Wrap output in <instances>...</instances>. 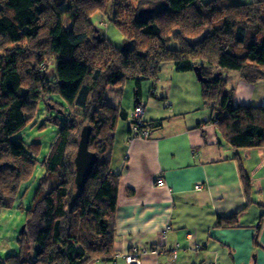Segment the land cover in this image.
I'll list each match as a JSON object with an SVG mask.
<instances>
[{
	"label": "trees",
	"instance_id": "1",
	"mask_svg": "<svg viewBox=\"0 0 264 264\" xmlns=\"http://www.w3.org/2000/svg\"><path fill=\"white\" fill-rule=\"evenodd\" d=\"M222 2L0 0L1 205L17 194L37 164L35 154L12 138L31 119L37 101L59 94L70 109L41 162L53 183L41 187L45 181H40L25 208L21 249L0 258V264L114 260L119 180L110 163L115 131L120 121H131L133 128L138 121L122 107L106 105L112 85L123 88L130 82L140 97L142 82L156 79L164 63L176 72L196 67L207 79L199 82L200 95L226 143L234 150L264 147V106L234 104L225 76L233 71L249 83L264 80V0ZM98 12L112 15L124 35L122 49L94 28L90 17ZM65 16L70 27L63 25ZM162 123L161 118L142 122L138 130L160 129ZM85 125L91 127L88 146L97 161L79 192L72 157ZM234 220L219 217L216 226L231 227Z\"/></svg>",
	"mask_w": 264,
	"mask_h": 264
},
{
	"label": "crops",
	"instance_id": "2",
	"mask_svg": "<svg viewBox=\"0 0 264 264\" xmlns=\"http://www.w3.org/2000/svg\"><path fill=\"white\" fill-rule=\"evenodd\" d=\"M225 76L234 104L264 106V80ZM129 85L124 96L125 84L109 87L106 105L122 107L131 119L139 106L140 121L163 123L146 129L147 137L126 121L118 124L110 163L119 180L115 257L89 264H127L124 256L134 250H148L139 264H264V147L234 150L226 143L195 72H176L169 62L146 93L141 84L140 97ZM145 97L158 114L147 113ZM232 216L234 226H216L219 217Z\"/></svg>",
	"mask_w": 264,
	"mask_h": 264
},
{
	"label": "rangeland",
	"instance_id": "3",
	"mask_svg": "<svg viewBox=\"0 0 264 264\" xmlns=\"http://www.w3.org/2000/svg\"><path fill=\"white\" fill-rule=\"evenodd\" d=\"M200 1L204 2L210 0ZM222 1V3H225L227 1L226 3L230 5L231 3L236 4L239 2L248 4L256 2L258 0ZM155 5H157V3H155ZM90 19L94 25V28L100 30L107 41L111 42L117 48L122 49L124 45V35L114 24L111 14H103L102 12H98L93 14ZM70 23L71 20L67 16H65L63 18V25L65 27H70ZM148 81L151 82V80H147V82ZM147 82H142V86L145 89L144 93L147 92ZM129 83H126L122 90L123 96L131 90V86L129 85ZM128 86L130 87V89H128ZM110 87L114 86L112 85ZM50 97L51 101L45 100V98L37 101V104L31 111V119H29L27 124L23 128H21L19 132L12 136L13 140L19 141L28 152L33 153L32 155L35 154L37 164L35 166V169L33 170V174L30 178L25 180L24 183H22V186L20 187L17 194L12 198H3V202L5 205H0V258H4L9 255H15L17 251H20L21 247L19 239H21V228L25 225L26 221L25 208H29V206L33 202L35 196L34 194L40 186V181H45L41 187L45 185L47 186L48 184L51 185L53 183L52 173L45 171L41 166V162L52 150V147L54 146V143L56 142L58 137L57 134L60 128L66 122L70 109L68 107V104H66V102L60 97L59 94L51 95ZM145 99L146 97L142 102L143 106H147L148 101L150 100V103L146 108L147 113L152 112V114L156 115L159 113V111H161V109L158 110V108H153L152 104L154 103V100H152V98L148 100ZM140 113H136L135 111V113H133V118H135L139 122V124H142V121L138 119ZM125 121L129 123V125L131 124V126H134L131 121ZM125 121H120L119 127L121 126V124L125 123ZM138 125L137 127H134L136 130L139 127ZM144 131L148 132L147 130ZM74 155L75 153L73 154V157ZM73 157L72 159H74Z\"/></svg>",
	"mask_w": 264,
	"mask_h": 264
},
{
	"label": "water",
	"instance_id": "4",
	"mask_svg": "<svg viewBox=\"0 0 264 264\" xmlns=\"http://www.w3.org/2000/svg\"><path fill=\"white\" fill-rule=\"evenodd\" d=\"M193 72H195L196 78L198 82H205L207 79L202 80L201 74L197 71V68L195 67L193 69ZM53 107V106H52ZM90 133H91V127L89 125L83 126V128L80 131V138L77 144V150L74 155V170H75V176H74V182L76 189L81 192L84 189V186L86 184L87 178L92 173V168L94 164L97 161L96 154L89 150V139H90ZM0 205H1V196H0ZM24 226L21 228L23 231Z\"/></svg>",
	"mask_w": 264,
	"mask_h": 264
},
{
	"label": "built area",
	"instance_id": "5",
	"mask_svg": "<svg viewBox=\"0 0 264 264\" xmlns=\"http://www.w3.org/2000/svg\"><path fill=\"white\" fill-rule=\"evenodd\" d=\"M140 112H142V109L136 108V113H140ZM131 117L133 118V114ZM144 130H141V132H142V135L146 137V136H148V132H146ZM199 185L196 186V188H198ZM146 253H148V250H142V251L134 250L133 252H131V254H126V256L124 258H125V261L127 262V264H139L140 261L138 260V258L140 256H142L143 254H146Z\"/></svg>",
	"mask_w": 264,
	"mask_h": 264
},
{
	"label": "clouds",
	"instance_id": "6",
	"mask_svg": "<svg viewBox=\"0 0 264 264\" xmlns=\"http://www.w3.org/2000/svg\"><path fill=\"white\" fill-rule=\"evenodd\" d=\"M136 108H140L139 106L138 107H136ZM141 109V108H140ZM134 120H136L135 118H133ZM138 124H139V122H138Z\"/></svg>",
	"mask_w": 264,
	"mask_h": 264
}]
</instances>
